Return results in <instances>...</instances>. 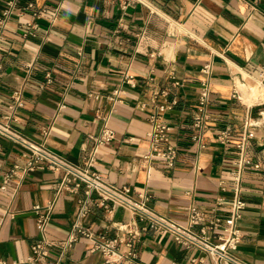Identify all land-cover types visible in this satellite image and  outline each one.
Returning <instances> with one entry per match:
<instances>
[{"label":"crops","instance_id":"crops-1","mask_svg":"<svg viewBox=\"0 0 264 264\" xmlns=\"http://www.w3.org/2000/svg\"><path fill=\"white\" fill-rule=\"evenodd\" d=\"M7 1L0 0V14ZM28 1L17 0L3 30L0 121L69 163L87 165L106 182L130 187L133 196L144 193L152 210L184 224L190 204L209 209L218 196L232 197L230 170L243 121L250 116L252 136L245 151L259 166H248L242 176L245 207L235 254L249 264H264V145L259 140L264 0H129L125 5L119 0H32L36 8L48 7L37 19L25 8ZM30 21L37 27L25 36ZM201 80L208 84L209 102L202 127L195 129ZM16 89L22 103L10 109ZM152 113L172 126L174 166L145 158ZM105 127L114 136L98 143L95 138ZM224 129L227 144L217 137ZM198 131L204 146L191 138ZM31 154L0 134V260L29 256L39 236L32 207L38 204L45 212L51 204L46 230L51 247L40 264H101V253L90 249L87 238L65 242L85 186L62 187L64 170H52L44 161L26 169ZM90 197L97 201L96 193ZM95 202L84 218L95 234L114 236L120 223L138 232L137 255L127 256L126 245L120 244L124 257L119 264H215L201 249L186 248L171 233L147 227V220L128 208L109 210ZM227 209L228 204L221 208Z\"/></svg>","mask_w":264,"mask_h":264},{"label":"built area","instance_id":"built-area-1","mask_svg":"<svg viewBox=\"0 0 264 264\" xmlns=\"http://www.w3.org/2000/svg\"><path fill=\"white\" fill-rule=\"evenodd\" d=\"M122 4H127L129 0H119ZM144 2L145 0H139ZM17 0H8L0 14V44L3 40V30L8 16L13 11V6ZM26 9L31 11L34 19L40 18L48 11L47 6L36 8L32 0L26 4ZM19 11L18 14H21ZM30 29L23 32V35H34V29L37 27L36 21L27 23ZM130 77V76H129ZM166 93V92H164ZM208 84L205 80H201L198 94L196 113L193 115V127L199 129L203 125V114L209 102ZM236 92L233 93L235 95ZM12 102L8 104L10 109L22 103V94L19 89L12 92ZM161 109H163L161 107ZM259 116L264 118V112L260 111ZM6 120L10 118L8 114L2 116ZM149 120L152 123V129L147 133L150 139V149L145 155V158H158L164 161L168 166H174L176 163L177 149L171 143L168 133L172 126L164 121L160 113H152L149 115ZM253 124L250 116L245 117L243 121L244 131L240 139L236 143L238 148L237 158L234 161V166L230 170L231 175V191L232 197L227 201L224 197L218 196L215 199L214 205L209 209H204L197 204H190L188 207L186 223H180L170 217L159 214L152 210L147 204V197L144 193H139L138 197L133 196L130 187L116 186L106 182L96 171L89 169L86 166H75L65 160L57 153L49 150L43 145H34L25 138L10 122L0 121V134L21 143L28 147L32 154L26 162V169L34 168L35 163L44 161L52 170L63 169L61 186L72 183V190L76 191L83 184L85 186V196L78 198V208L71 225L70 231L66 238V245H71L79 237H85L90 241V249L99 251L102 255L101 264H119L124 257L119 250L120 244L127 247V256L135 257L137 251L135 241L138 232L129 228V223H120L116 226L119 233L114 236L106 234H95L94 231L84 223V218L90 212L93 201L90 197L92 192L97 194L95 204L101 205L106 209H111L113 205H120L128 208L134 214H137L141 220H147V227L153 228L157 232H169L173 239L182 244L186 248L196 247L208 254L215 264L219 261L226 260L232 264H249L240 259L235 250L242 238V231L238 224V219L241 216V210L245 207V201L241 197L242 176L248 166L258 167V163H253L247 156L245 148L248 139L252 136L248 131L249 126ZM114 132L111 128L105 127L101 134L96 137L98 143L109 141L113 138ZM218 139L224 143H228L229 131L224 129L217 135ZM192 140L200 142L201 135L194 132L191 135ZM260 143L264 145V119L262 122V133L259 137ZM201 146H204L201 143ZM11 174L7 173V180ZM5 185H2L4 187ZM228 204L227 211H222L221 208ZM51 204L46 207V211H41V206L36 204L32 207L35 214L36 225L39 232L38 238L31 244L29 256L25 259L15 262H6L0 260V264H40L44 262L49 255L51 241L47 237V224ZM192 261L199 263L200 258L193 257ZM83 264V263H79Z\"/></svg>","mask_w":264,"mask_h":264}]
</instances>
